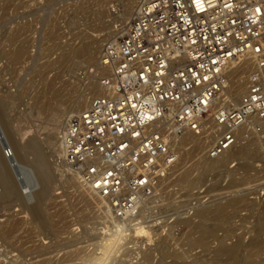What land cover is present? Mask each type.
Masks as SVG:
<instances>
[{"label": "rangeland", "instance_id": "rangeland-1", "mask_svg": "<svg viewBox=\"0 0 264 264\" xmlns=\"http://www.w3.org/2000/svg\"><path fill=\"white\" fill-rule=\"evenodd\" d=\"M128 1L0 0V141L2 155L9 164L5 175L17 192L16 197L8 196L5 183L0 181V225L10 226L14 220L20 223L12 240L0 235V264H117L119 258L127 260L126 264H173L175 259L163 257L159 249L160 240L170 231L175 235L169 241L173 244L171 251L183 254L181 264H203L202 260L206 264H231L226 255L216 254L222 242L231 245L242 240L247 244L258 233L264 239V228L263 232L255 228L264 210V145L257 155L246 160L230 159L204 176L202 169L195 167L190 172L193 186L177 182L173 175L163 182L158 203L149 199L135 222L116 230L107 227L102 203L89 198L74 182L75 173L56 153L53 133L58 137L62 127L54 130L58 120L64 121L83 97H91L92 89L98 93L104 90L100 80L109 72L102 66L103 50L111 44L113 34L128 27L130 20L122 24L121 19ZM141 1L137 0L131 13ZM78 49L85 52L79 53ZM17 53L21 54L19 59L15 58ZM245 131V136L251 135L252 131ZM252 137L264 140V131L263 135L254 132ZM30 141L38 144L36 151L29 149ZM211 141L205 158H209ZM24 145L29 149L27 153L20 149ZM40 161L47 166V174L42 173ZM188 161L183 158L181 166ZM239 163L250 164L247 170L254 176L245 187L229 189L230 169H237ZM38 192L44 194L40 197ZM170 196L181 205L178 212L167 205ZM229 200L238 202L228 208L225 218L231 220L207 221L217 223L208 237L210 245L192 244L191 226L199 222L195 215L198 204L211 203L215 208ZM38 205L41 216L32 212V207ZM25 208L27 212L22 213ZM44 249L47 251L42 252ZM149 252L154 253L152 261L143 262ZM248 252L246 246L239 250L242 257ZM257 254L253 255V262L258 260L254 264H264V252Z\"/></svg>", "mask_w": 264, "mask_h": 264}, {"label": "built area", "instance_id": "built-area-1", "mask_svg": "<svg viewBox=\"0 0 264 264\" xmlns=\"http://www.w3.org/2000/svg\"><path fill=\"white\" fill-rule=\"evenodd\" d=\"M242 56L255 65L247 92L237 106L215 108ZM101 61L104 94L68 117L61 138L62 160L102 201L107 227L129 226L160 195L181 137L206 133L207 116L216 125L209 158L231 149L241 128L263 135L264 0L141 1Z\"/></svg>", "mask_w": 264, "mask_h": 264}, {"label": "bare ground", "instance_id": "bare-ground-1", "mask_svg": "<svg viewBox=\"0 0 264 264\" xmlns=\"http://www.w3.org/2000/svg\"><path fill=\"white\" fill-rule=\"evenodd\" d=\"M136 2H137V0H129L127 2V5L126 6L128 7V9H127V12L122 15V18H121L122 19V22H123L122 24H124L125 23L124 21H126V20L133 19L134 15H135V12H136V9L138 8V6L136 5L137 7L134 10V12L131 13V11H133V8L135 7V4H137ZM127 29H128V27L122 29L121 31H119L116 34H113L112 37H111V39H112L111 40V43H115L118 40V38L121 35L124 34V32ZM83 50H85L84 46H83ZM77 51L79 53L85 52V51H82L81 49H78ZM20 56H21V54L17 53L15 55V58L16 59H19ZM254 66L255 65H254V63L252 61H250L247 57L242 56V57L238 58L237 60H235L228 67V69L226 71L227 84H226V87L221 90L220 95H219V98H218V101H217V106L215 108H218L219 106H223V107H227V108L230 109V108H233V107L237 106L240 103L242 96L247 92V89H248V78H249V75L252 72ZM104 92H105V90H103V92H102V89H101V92L100 93L104 94ZM90 93L93 94V95L91 97H88V96L83 97L71 109L73 111H71V110H70L71 112L69 111L70 113H68L67 117L64 118V121H61V119H59L58 120V123L54 127V130H57L58 128H60L62 126L60 132L58 133V137L56 135L57 133L56 134L53 133V136H54L53 139H54V141L56 140V142L54 144H55V146H57L56 147L57 150H59L58 152L56 150V153H58V155L61 157L62 163H64L65 166L68 169H69V167L62 160V138L61 137H62V134H63V132H64L66 126H67L68 117L72 113L81 112L85 108V106H87L88 104H90V102L92 101V99L97 94L102 95V94L96 92V90H94V89H92ZM205 120H206L205 121V125L207 126L206 133H204L202 135H196L193 132L188 131V132H186L181 137V140L179 142V147L181 149V154H182L183 150H184V152H183L182 155H180L181 158H179L178 163L175 165V167L173 168V170L171 171V173L169 174V176L167 178H165L164 181H167L173 175H176L177 178H175V179L177 180V182L187 183L186 186H188V187L189 186H193L194 185V180L190 178V172L195 167H198V168L202 169V171L204 173H202L201 175L204 176L205 173H208V172L212 171L215 167H217L219 165L221 166V165L226 164L230 159H240V160L241 159L242 160L245 159L246 160L247 158L255 155L258 151H260L261 147H263V145H264V140L263 139L261 140L258 137H252V135H253L254 132H251V135L250 136H245V132H246L245 130L247 128L244 127V128H241L238 131V139H237V142H236L235 145H233L231 147V149H229L228 151H226L224 154H222L218 158H214V159L213 158H205V150L209 146V140H210V138H212V139L214 138V136L212 134V131H214L216 129L215 122H214V120L210 116H207V118ZM11 138H13V137H11ZM8 141H9V138H8ZM12 142L13 143H11V145H14L15 142L14 141H12ZM211 143H212V141H211ZM211 143H210V145H211ZM2 144H1V141H0V181H2V182L5 183V190L7 191V195L8 196H11V197H16L17 196V192H16V189L14 187L15 184H13V182L12 183L10 182L9 176H6L7 175V172H8V171H6V168H7V165H9V164H7L8 162L6 160L7 158H6L5 154H4V156L2 155L3 154L2 153L3 152ZM188 144H191L192 146L190 145V148L189 149H185ZM27 145L29 146V149L31 151H34V150L36 151L39 148L38 147V144L36 142H34V141H30ZM11 148H12V150H15L16 147L14 148L13 146H11ZM20 149H22L23 151L25 150L24 151L25 153H27L28 152L27 150H29V149H27L25 147V145L24 146H20ZM15 152H18V149H16ZM19 153H20V151H19ZM19 157H22V156H19ZM183 158H185V159L186 158H189V161L186 163L185 166H181L182 163H183ZM40 162H41V165H42V173L43 174H47L49 172L47 166L45 165V163H43V161H40ZM249 165H246V164L245 165L244 164H241L240 165V163H239V167L237 169H230L229 175L232 177V179H231V182L229 183V186H228L229 189H231V188H234L235 189V187H240V186L245 187L248 184V182L254 176V175L250 174V172H248V170H247V167ZM11 171H12V169H11ZM5 173H6V175H5ZM9 173H12V172H9ZM75 175L76 176L73 177L74 182L77 183L79 185V187L81 186L82 189L84 190V192L88 193V196L90 195L89 198L95 199V201H98L99 203H102V201L97 196L93 195L89 190H87V189H85V187H83L82 183L80 182V179H79L78 175L77 174H75ZM11 176H13V174ZM45 176H48V175H45ZM6 179L9 180V181H6ZM196 181H197V178H196ZM161 186H162V184H161ZM161 186H160V188H161ZM217 190H218V188H217ZM223 190L224 189H221L220 192L222 193ZM26 191L28 193L29 189L28 190L26 189ZM37 194L40 195V197H41V195H43L44 192H40V193L38 192ZM149 199L150 198H148L145 201L144 207L146 206V202ZM154 199H158V197H156ZM166 200H168L167 201V205L169 206L170 210H176L177 211V210L180 209V206L181 205L180 204L177 205L176 204L177 200L173 199L172 196H170ZM235 201L234 200H232V201H230V200L229 201H226L223 204L217 205L215 208H212L211 203L209 204V203H201L200 202L198 204V206L196 208V212H195V215L197 217H199V222L198 223H195V225H193V223H194L193 222L192 223L193 226H191V230L193 232H198L199 231L201 233V235H199L200 233L198 235H197V233H195L196 234V237H197V239H196V237L194 238V235L195 234H193V232H192V235H191V237L193 236L192 239L189 236L190 237L189 239L192 240L191 241L192 244H196L197 247H198V244H199L200 246H203V247H206L207 248L210 245L209 238L208 237L213 234V232H214L213 230H215V226H217V223H215L213 225V224H210V223L208 224L207 221L208 220L211 221L213 219H214V221L217 220L216 222L225 221L227 219L228 220H231L230 217L227 218V219L225 217H227V211L230 210V209L228 210V208L229 207L231 208V206L233 205V203ZM235 203H238V202H235ZM238 206H239V204H238ZM38 207H39V205L36 206V207H32V212H33L34 215L41 216L40 212L38 213ZM144 207L142 209H144ZM26 209L27 208H25V210H23L22 213L27 212ZM142 209H140L138 211L137 215L130 220V223L135 222L137 220V218L141 216L140 213H141ZM38 214H40V215H38ZM234 217H237V215H235ZM36 218H39V217H36ZM223 218H225V220ZM243 220L244 219H242V223H243ZM257 220H258V222L255 223L256 224L255 225V228L256 229H259V230L262 229V232H263V228H264V210H263V213L262 214H259ZM10 223H11L10 226H8V225L4 226V224H1L0 225V226H2L1 229H0V235L3 238H5L6 240H12L13 239L15 230H17L18 224H20L19 221H17V220L11 221ZM219 224H218V227L221 226V225L219 226ZM232 224H233V222H232ZM233 226H235V225H233ZM144 227H143V229H144ZM242 227H244V225ZM226 228L228 229V226H226ZM255 232H257V231L255 230ZM171 235H172V232L170 231V233L168 234V236H166L165 238L162 237V240H160L161 242H160V245H159V249L162 252L163 257L168 258V257L172 256L175 259V261H173L171 263H173V264H181V260H183V259H181V257H182L183 254L182 253H177V252H172L171 251V245H173V244L170 243V242H172V239H173V238L170 239L171 238ZM198 236H200V237H198ZM259 236H260L259 233H258V237H257V235L256 236L254 235V237L247 244L246 243L244 244V242L242 240H240V241H236L235 240L236 242H233L231 245H227L224 242H222L219 245V247L217 248L216 254L223 253L224 255H226L228 257V259L230 260L231 264H254V263H257V261H258L257 259H256L257 260L256 262H253V255L257 254L259 251L264 252V249L263 250L261 249V247L264 246V244H263V240L264 239H262ZM172 237L175 238V235H172ZM168 238L170 240H168ZM218 240H220V239H218ZM220 241H223V240H220ZM188 243L189 242H187V244ZM244 246H246L249 249V252L248 253L249 254L251 253L252 255L251 254L249 255L247 253L245 255L243 254L244 255L243 257L240 256L241 254H239V250L241 249V247H244ZM38 247H40V246H38ZM191 250L192 249L190 248V251ZM34 251H36V250H34ZM46 251H47V249H44L42 252H46ZM186 253L187 252H185L184 255ZM257 255H259V254H257ZM260 255H259V257H260ZM261 256H263V255H261ZM153 257H154V253L153 252L146 253L143 262H151L152 259H153ZM91 259L92 258H90V261H91ZM119 259H121V260L115 261L117 264H126V263H128V261L125 260V259H123V258H119ZM199 260L200 259H198V261ZM260 260H262V259H260ZM240 261H242L243 263H240ZM200 262H201V260H200ZM209 262H212V261H209ZM262 262H260V264ZM59 263H66V262L65 261H61ZM167 263H169V262H167ZM202 263L204 264L205 262L202 260Z\"/></svg>", "mask_w": 264, "mask_h": 264}, {"label": "snow or ice", "instance_id": "snow-or-ice-1", "mask_svg": "<svg viewBox=\"0 0 264 264\" xmlns=\"http://www.w3.org/2000/svg\"><path fill=\"white\" fill-rule=\"evenodd\" d=\"M205 79H207V77H205ZM133 107H135V106L133 105ZM121 131H123V129H121Z\"/></svg>", "mask_w": 264, "mask_h": 264}]
</instances>
